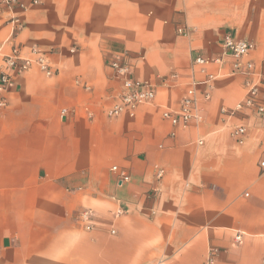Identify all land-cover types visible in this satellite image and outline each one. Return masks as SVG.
Listing matches in <instances>:
<instances>
[{
    "label": "crops",
    "instance_id": "1",
    "mask_svg": "<svg viewBox=\"0 0 264 264\" xmlns=\"http://www.w3.org/2000/svg\"><path fill=\"white\" fill-rule=\"evenodd\" d=\"M20 1L28 10L15 42L25 54L38 48L56 73L14 74L6 93L0 264H204L209 248L216 264H263L264 113L223 115L243 99L244 77L228 75L229 61L194 60L220 56L230 35L254 45L245 60L264 70V0ZM115 53L155 87L133 118L105 114L120 92ZM194 83L202 120L172 127L162 112L178 110ZM237 126L241 144L230 136ZM112 167L130 181L118 186Z\"/></svg>",
    "mask_w": 264,
    "mask_h": 264
},
{
    "label": "built area",
    "instance_id": "2",
    "mask_svg": "<svg viewBox=\"0 0 264 264\" xmlns=\"http://www.w3.org/2000/svg\"><path fill=\"white\" fill-rule=\"evenodd\" d=\"M37 0L32 1V5H36ZM28 7L20 0H0V15H6V24L11 27V34L5 44L9 46V52L2 55V47L0 46V54L2 55V69L0 72V114L6 107V93L8 88L13 84L14 74L20 75L29 71L32 67L37 68L46 77L53 76L56 72L49 64L38 48L32 47L29 52L25 54L20 45L16 44L17 35L24 29L22 17L27 12ZM190 32L188 27H179L176 33L180 36H187ZM254 45L247 41L236 40L230 35H225L221 41V55L215 58H196L194 64L205 67L208 65L223 66L229 61L230 72L229 76L244 77L243 89L244 97L238 102L233 109H221V113L228 118L238 114H244L246 111L255 109L259 113H264V103L261 99V93L264 90V70L256 69L252 61L245 60L246 57L254 50ZM74 53V49L70 50ZM108 67L114 75L115 79L120 84V92L113 105L106 109L105 114L108 118H116L121 115H127L130 118L135 116V112L141 105L150 104L155 99V87L148 82L134 79L132 70L124 55L115 53L112 54ZM217 78L215 75H208L206 83H211ZM89 90L87 86L82 87ZM208 100L209 96L205 95ZM91 117V115H90ZM162 118L168 121L172 127L186 128L190 124L199 123L202 120L199 109L197 107L195 83L192 84L185 92L179 108L176 111L164 110ZM246 129L243 126L234 127L230 133L238 144L242 143V137L245 135ZM172 136L174 134H171ZM264 167V163L260 164ZM112 171L117 173V184L122 186L130 181V177L124 173L119 172L117 167H112ZM162 171H157V177L161 178ZM123 212L119 208L115 216L119 217ZM91 213L84 212L80 219L84 223L85 229L91 230ZM111 235L115 231H110ZM240 236L235 237L238 242ZM218 250L209 248L204 264H216ZM264 264V261H263Z\"/></svg>",
    "mask_w": 264,
    "mask_h": 264
}]
</instances>
